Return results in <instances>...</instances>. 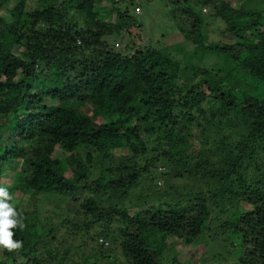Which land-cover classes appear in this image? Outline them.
Wrapping results in <instances>:
<instances>
[{
    "label": "trees",
    "instance_id": "trees-1",
    "mask_svg": "<svg viewBox=\"0 0 264 264\" xmlns=\"http://www.w3.org/2000/svg\"><path fill=\"white\" fill-rule=\"evenodd\" d=\"M166 1L227 71L155 48L140 0H0V187L21 241L0 264H231L236 249L264 264V11ZM205 8L221 43H206Z\"/></svg>",
    "mask_w": 264,
    "mask_h": 264
},
{
    "label": "rangeland",
    "instance_id": "rangeland-1",
    "mask_svg": "<svg viewBox=\"0 0 264 264\" xmlns=\"http://www.w3.org/2000/svg\"><path fill=\"white\" fill-rule=\"evenodd\" d=\"M227 1L231 3L235 8H238L239 10L244 12L264 11V0H227ZM140 3L142 7L141 9L142 12L138 14L137 18L142 24L141 29L143 31L144 38L151 41L154 47L160 50L164 55L169 56L174 62H178L181 65V67H185L188 65H195L213 71L223 70L225 72L232 66V63L227 58L215 52H211V51L196 52L193 43L185 41L178 33V30L175 29V24L170 19L171 18L170 8L168 7L166 0H140ZM203 16L205 18L203 31L207 35L206 43L214 45L224 41L223 33H222V29H223L222 23L218 19H216L215 22L212 21L213 19L211 18V14L209 13L208 8L203 9ZM249 35L250 34L248 33V36ZM111 41L113 43V39H111ZM116 48H119L117 44H116ZM225 82L229 84L228 81ZM257 91L258 89L256 86L255 89L256 94ZM259 95L264 100V85L259 86ZM147 147L151 152H153L151 145H148ZM64 155H65L64 152L62 153L61 151H58L56 153V156L60 158H64ZM151 157L152 155L149 158ZM142 164H144V161L142 162ZM162 169L163 167L159 165V170ZM155 172L159 178L153 182L154 185L156 183L158 186L163 187L164 191H167L168 186L173 184L180 191H183L182 189L183 181H181L183 180L182 178L179 177L178 179V177L176 176H171L169 178L166 177V179H163L161 178V173L157 171ZM10 174L11 172L8 173V176ZM10 181L12 180L10 179ZM149 184H150L149 181H143L141 186L136 190L138 194L143 195L146 194L147 192H153V185L149 186ZM199 185H201V183H199ZM148 187H150V190L147 191ZM186 187L192 190V187L190 185H187ZM235 213L236 215H239L240 209L235 211ZM208 241L209 239L205 237L204 243L206 244ZM218 245L219 244H217L216 246L218 247ZM209 250L210 248H208V251ZM211 254L214 256L213 252ZM211 254L209 253L204 255L203 256L204 260H201V262L211 261L210 264H213L215 260L211 259L210 257ZM216 254L217 253H215V256H217ZM238 254H239L238 249H236L223 256L225 257V260L227 257L231 264H237ZM173 257H174L173 251H170L166 254V259L170 260ZM181 261L187 263L184 261V259H181Z\"/></svg>",
    "mask_w": 264,
    "mask_h": 264
},
{
    "label": "clouds",
    "instance_id": "clouds-1",
    "mask_svg": "<svg viewBox=\"0 0 264 264\" xmlns=\"http://www.w3.org/2000/svg\"><path fill=\"white\" fill-rule=\"evenodd\" d=\"M0 197L4 198L0 199V246L11 251L21 246V241L12 239L13 232L10 230L15 228L19 221L16 219V211L7 202L11 199L7 189L0 187Z\"/></svg>",
    "mask_w": 264,
    "mask_h": 264
}]
</instances>
